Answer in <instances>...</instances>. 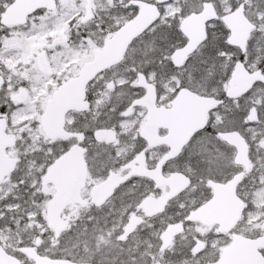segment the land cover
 Segmentation results:
<instances>
[{
  "label": "snow or ice",
  "instance_id": "snow-or-ice-1",
  "mask_svg": "<svg viewBox=\"0 0 264 264\" xmlns=\"http://www.w3.org/2000/svg\"><path fill=\"white\" fill-rule=\"evenodd\" d=\"M0 264H264V0H0Z\"/></svg>",
  "mask_w": 264,
  "mask_h": 264
}]
</instances>
